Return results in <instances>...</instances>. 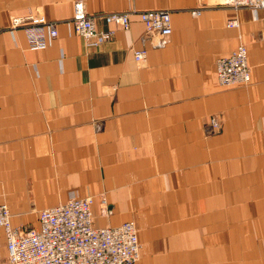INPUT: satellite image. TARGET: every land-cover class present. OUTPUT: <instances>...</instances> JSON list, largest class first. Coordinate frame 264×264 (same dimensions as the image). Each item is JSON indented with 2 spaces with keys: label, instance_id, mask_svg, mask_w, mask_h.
I'll list each match as a JSON object with an SVG mask.
<instances>
[{
  "label": "crops",
  "instance_id": "crops-1",
  "mask_svg": "<svg viewBox=\"0 0 264 264\" xmlns=\"http://www.w3.org/2000/svg\"><path fill=\"white\" fill-rule=\"evenodd\" d=\"M75 1L0 0V201L38 213L14 225L37 228L42 209L93 195L97 226L136 222V264H264V9L84 0L92 15L135 12L130 29L88 46ZM146 10L169 11L173 32L147 34ZM15 15L54 22L58 36L30 50ZM241 43L251 82L223 88L217 60ZM1 240L0 262V229Z\"/></svg>",
  "mask_w": 264,
  "mask_h": 264
},
{
  "label": "built area",
  "instance_id": "built-area-1",
  "mask_svg": "<svg viewBox=\"0 0 264 264\" xmlns=\"http://www.w3.org/2000/svg\"><path fill=\"white\" fill-rule=\"evenodd\" d=\"M220 4L234 9H264V0H220ZM135 12L116 11L89 14L84 0L74 3L73 27L88 46H99L114 38L117 30L131 27ZM145 25L147 34L160 36L173 32L171 13L166 10L137 12ZM197 17L201 8L194 9ZM102 18L110 27L102 30L97 20ZM12 27L22 28L30 50H45L50 39L58 36L54 22L39 19L34 15H15ZM237 26L236 20L228 22ZM147 50L134 51V59L141 63ZM217 78L220 86L230 88L246 86L251 82V67L248 49L239 44L228 56L217 60ZM211 125L220 129L216 117ZM0 183V197L2 196ZM95 196H74L67 202L47 207L39 212V227L27 228L13 223V214L6 202L0 201V229L4 233L6 257L0 264H136L141 255L138 227L134 221H125L116 226H97L93 210ZM106 205V199H102Z\"/></svg>",
  "mask_w": 264,
  "mask_h": 264
},
{
  "label": "rangeland",
  "instance_id": "rangeland-1",
  "mask_svg": "<svg viewBox=\"0 0 264 264\" xmlns=\"http://www.w3.org/2000/svg\"><path fill=\"white\" fill-rule=\"evenodd\" d=\"M1 183V182H0ZM1 186H2V183H1ZM1 190L3 191V189H2V187H1ZM1 191V192H2ZM2 195H3V192H2ZM80 196V195H79ZM103 198H105V197H103ZM102 198V199H103ZM2 202H6L7 203V201H3L2 200ZM14 216V218H19V219H22V218H24V219H28L29 221H30V223L31 224H28V225H36L37 224V217H38V213L36 212V213H28V214H15V213H12ZM136 223V222H135ZM137 225V224H136ZM138 227V226H137ZM138 232H139V228H138ZM141 244V243H140ZM3 246V241L1 240L0 241V247H2ZM142 248V247H141ZM0 252L1 253H4V251L3 250H0ZM140 257H141V255H140ZM1 260H4V256L2 255L1 256ZM139 261V260H138Z\"/></svg>",
  "mask_w": 264,
  "mask_h": 264
}]
</instances>
